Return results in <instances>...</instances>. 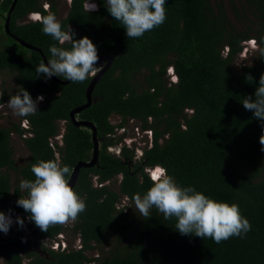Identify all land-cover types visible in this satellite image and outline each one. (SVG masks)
<instances>
[{"label": "trees", "instance_id": "16d2710c", "mask_svg": "<svg viewBox=\"0 0 264 264\" xmlns=\"http://www.w3.org/2000/svg\"><path fill=\"white\" fill-rule=\"evenodd\" d=\"M65 1L70 11L61 20L62 28L70 25L74 39L87 36L97 46L98 56L114 58L94 93V106L78 116L96 125L101 142L98 167L82 169L75 186L87 205L73 223L81 248L57 251L41 246L42 254L28 248L3 250L0 264H264V145L260 144L264 122L243 105L244 98L255 99L264 74V0H166L165 22L139 38L127 37L123 25L108 12L106 0H90L98 5L92 12L85 10L86 0ZM14 2L0 0V73L16 74L18 89L23 87L33 99L45 97L39 111L23 117L22 124L0 127V212H12L25 221L30 213L17 200L27 195L20 182L35 179L34 163L58 159L73 171L79 162L93 158V133L76 127L71 113L87 104L95 76L67 85L37 77L40 55L5 32ZM59 2L20 0L11 15L12 35L40 50L46 61L50 47L60 45L43 33L40 20L48 12L58 17ZM34 15L40 20L32 21ZM252 41L257 58L238 68L237 61ZM12 95L2 90L0 106H7ZM113 118H120V124L115 125ZM25 120L29 128H23ZM130 121L141 123L144 133L153 132V146L138 160L134 149L125 148L120 157L112 152L123 142L117 131ZM63 122L61 145L56 141ZM13 132L23 137L30 151V160L19 167ZM158 166L181 187L239 204L251 231L217 244L211 238L181 235L176 219L165 220L155 207L149 218L131 213L134 195L149 190L153 183L149 169ZM116 179H120L118 190L112 188ZM124 200L129 205L121 207ZM67 229L66 224L50 227L38 239H60ZM110 235H115V244L108 256L88 255L101 250Z\"/></svg>", "mask_w": 264, "mask_h": 264}, {"label": "clouds", "instance_id": "9594fccd", "mask_svg": "<svg viewBox=\"0 0 264 264\" xmlns=\"http://www.w3.org/2000/svg\"><path fill=\"white\" fill-rule=\"evenodd\" d=\"M165 4L166 0H106L108 12L123 25L128 38L142 37L147 31L162 25L166 20ZM84 8L90 12L97 11L98 5L86 0ZM40 23L43 33L60 46L53 44L50 47L51 57L47 63L41 61L35 69L37 77L43 75L47 80L55 75L72 83H83L89 76L97 75L98 48L89 37L74 39L75 33L70 25L64 30L53 12L43 16ZM65 43L70 48L63 47ZM174 74V69H171L170 75ZM44 99L43 95L33 99L22 87L11 96L7 106L15 115L28 117L39 111V103ZM243 105L254 113L255 118L264 122V74L259 79L255 99L248 96L244 98ZM260 144L264 145V135L260 137ZM31 172L35 179L20 182V189L27 190V195L21 196L17 205L30 213L29 219L41 231L47 232L50 227L75 221L86 211V200L70 184V166H62L58 159L39 160L32 165ZM150 179L153 183L149 190L143 196L135 194L133 198L141 216L149 218L150 210L155 207L165 220L176 219L175 228L181 235L211 238L217 244L234 236H245L251 231L252 225L242 215L239 204L214 200L194 187H181L166 169L159 166L151 172ZM9 214L13 213L6 215L0 212V231L5 234L13 224V215ZM14 217L23 227V218L15 214Z\"/></svg>", "mask_w": 264, "mask_h": 264}, {"label": "rangeland", "instance_id": "374dc122", "mask_svg": "<svg viewBox=\"0 0 264 264\" xmlns=\"http://www.w3.org/2000/svg\"><path fill=\"white\" fill-rule=\"evenodd\" d=\"M59 15H58V19L64 20L67 15L69 14L70 11V6L68 5L67 1L65 0H60L59 2ZM32 17V16H31ZM30 17V18H31ZM32 19L35 21L37 20L36 17H32ZM27 21L30 22L29 18H27ZM3 25V22L0 21V26ZM13 47V46H12ZM245 51L243 53V55L240 57V59L237 61V67H243V66H248V65H252L255 61V59L257 58V53H258V48L255 42H250L249 44H247L245 46ZM228 52V50H225V54ZM103 67L102 66H98L97 71L99 72V70ZM143 76H141L142 78ZM2 90H6L7 92L16 94L17 91H19L18 89V85L16 83V74H12L10 72H3L0 73V96H1V91ZM21 120H23V117H19L17 115L14 114V112L8 108V106H5L3 108H0V127H8L11 125L12 122L14 123H19ZM119 122V123H118ZM113 123L115 125L120 124V120L119 118H114ZM61 128H62V133L63 131H65V127H66V123L63 122L61 123ZM137 125V128H141L142 129V125L141 123L136 122L135 123ZM130 125V124H128ZM131 126V125H130ZM143 137V138H142ZM60 137H58V141L61 143V145H63L64 141L63 139H59ZM129 138H134V141L136 140V136H134L133 134L129 137ZM144 139V135L141 134L140 131L137 130V147L138 146H144L145 145V140ZM13 143V148H14V159L16 161H18L19 159L22 158H27L29 157V150L27 149V147L25 146L24 141H22L19 137H15L12 141ZM130 143V142H129ZM133 146H135V144H133ZM115 151L118 150V148L114 149ZM112 150V151H114ZM156 169H150V175L151 172L154 171ZM10 175L12 177V180L15 181L16 178V174L14 172H10ZM119 179H116L113 183H112V188L114 190H118V186H119ZM95 182H97V178H95ZM97 184V183H96ZM128 206L129 203L127 202V200L122 201V206ZM131 213H133L134 215L138 216L140 215V213L138 212V210L135 207V204L132 206V211ZM13 219V224L9 230V232L7 234L3 233L4 237L6 240H8V238L10 239V237H12V239H14V237L16 236V234L23 232H31L33 226H32V222L28 219H26L24 221V225L23 227L19 228V224L16 222L17 217H14V214H9ZM17 216V215H16ZM75 221H69L66 223V226L68 227L67 231L64 232V236L63 238H57L56 240H44V242H42V240L37 239L33 245L31 246L30 250L31 251H35V252H39V253H43L41 252V246H45L47 248L54 246H57L58 243H62L61 241L66 242V245L68 248L74 247V248H81V239L79 237V235H77L74 231H73V226ZM115 235H110L108 236V238H106L104 245L102 246L101 250H97L94 252H88V255L91 256L92 258H99V257H106L108 256V254L110 253V251L112 250L114 244H115ZM63 248H66L65 245H63ZM62 249V248H61ZM27 262V261H26Z\"/></svg>", "mask_w": 264, "mask_h": 264}, {"label": "water", "instance_id": "95a60500", "mask_svg": "<svg viewBox=\"0 0 264 264\" xmlns=\"http://www.w3.org/2000/svg\"><path fill=\"white\" fill-rule=\"evenodd\" d=\"M19 1L20 0H15L14 4L12 6L11 12L8 15V19H7L6 24H5V32L9 37H11L15 41H17L23 48H25L27 50H31V51L39 54L41 59L43 61H45V63H47L46 58H44V56L42 55L40 50L35 49L31 45L15 38L10 31L11 15H13L14 12L16 11V7H17ZM113 63H114V58L112 56H108V55L99 56V61H98V64L96 66L98 67V66H101L104 64H106V66H104L102 68V70L93 78L92 83L89 85L88 91H87V97H88L87 104L74 109L71 113L72 122L76 127H78V128L83 127V128L91 129V131L93 133V141L95 144V153H93L92 160L79 162L75 166L74 170L72 171V175L70 177V184L74 188L78 183L82 169H90V168L94 169V168L98 167L99 157H100V153H101V142L99 139V132H98L96 125H94L93 123H91L89 121L81 120L80 118H78V116L80 114H82L84 111H86L87 109L92 108L94 106V93H95L98 85L102 81V79L108 73L109 69H111ZM52 79L54 81H57L60 84H63V85H67V84L71 83V81H66V80H64L58 76H55V75L52 77ZM40 232H41V229L36 226L34 231L32 233H30L29 235L25 236L23 239L18 240V241H14V242H3L2 244H0V251H3V250H22L24 248H28L29 246L33 245V243L36 241L37 235Z\"/></svg>", "mask_w": 264, "mask_h": 264}, {"label": "flooded vegetation", "instance_id": "af4514ba", "mask_svg": "<svg viewBox=\"0 0 264 264\" xmlns=\"http://www.w3.org/2000/svg\"><path fill=\"white\" fill-rule=\"evenodd\" d=\"M102 66V65H101ZM104 66H106V64H104L103 65V67ZM102 67V68H103ZM6 106V105H5ZM5 106H0V108H3V107H5ZM116 119V118H115ZM113 120H114V118H113ZM119 120H121L120 118H119ZM22 122H23V120L22 121H20L18 124H22ZM24 123H25V125H24ZM24 123H23V128H27V127H29V126H27L26 124V120L24 121ZM29 123V122H28ZM119 123V122H118ZM136 122L135 121H130L128 124H130L131 125V129L130 128H128L127 130H126V132L124 133V134H122L121 132H117V137H119L120 139H123V142H122V144L120 145V147H117L118 148V150L117 151H112L113 152V154H115L116 156H121V153H123V150L125 149V148H127V149H130V150H133L134 149V151H135V159L136 160H138V159H140L142 156H143V152H145V149L146 148H143L142 146H138L137 147V140H135L134 141V138H129L132 134L135 136V130H133V128L134 127H136L137 125L135 124ZM127 124V126H130V125H128ZM119 125V124H118ZM126 126V127H127ZM65 132H66V127H65V131H63V133L61 132V139H62V137L65 135ZM28 135V134H27ZM17 138V137H19L22 141H24L23 140V137L19 134V133H17V132H13L12 133V139H14V138ZM64 138V137H63ZM126 139H129L130 141H131V145H129V144H127L126 143ZM136 139V138H135ZM134 141V142H133ZM24 143H25V141H24ZM132 144H135V146H133ZM25 146H26V144H25ZM27 147V146H26ZM28 149V148H27ZM30 152V151H29ZM28 160H30V157H27V158H22V159H19L18 161H16V167H19V166H21V165H26L27 164V162H28ZM135 161V160H134ZM120 180V179H119ZM36 228V225L32 228V230H31V232L30 233H32L33 231H34V229ZM2 232V231H1ZM29 232H21V233H19V234H16V236L14 237V239H12V237H10V239L8 238V240H6L5 239V237H4V235H3V232H2V237H3V240H4V242H14V241H18V240H21V239H23L25 236H27V235H29L30 234ZM41 233V232H40ZM39 233V234H40ZM39 234L37 235V237H36V240L38 239V236H39ZM19 235H23V237L22 238H18V236ZM32 246V245H31ZM31 246H29L28 247V249L30 250V248H31ZM31 251V250H30Z\"/></svg>", "mask_w": 264, "mask_h": 264}, {"label": "built area", "instance_id": "2783aa9c", "mask_svg": "<svg viewBox=\"0 0 264 264\" xmlns=\"http://www.w3.org/2000/svg\"><path fill=\"white\" fill-rule=\"evenodd\" d=\"M34 17L39 18L38 15H35ZM95 74H97V72ZM92 76H95V75H92ZM26 123H27L26 125L29 126L28 121H26ZM24 125H25V123H24ZM27 128H29V127H27ZM128 128L131 129V126H127V127L121 128L117 132H121L122 134H124ZM133 130H135L136 140H137V130L140 131L142 135H144V139H142V140H146V139L148 140L145 143V145L143 146V148H147L148 146H151V147L153 146V132L148 131V132H145L144 133L143 130L141 128H137V126L134 127ZM63 137H62V139H64ZM59 139H61V138H59ZM126 143L129 144V145H131V141L129 139H126ZM63 236L61 235L60 237L63 238ZM64 238H65V236H64ZM63 245H65V247L67 248L66 242H64V241H62V243H58L57 246H54L53 245L51 248L54 249V250H57V251L60 250L61 248L62 249H66V248H63Z\"/></svg>", "mask_w": 264, "mask_h": 264}]
</instances>
